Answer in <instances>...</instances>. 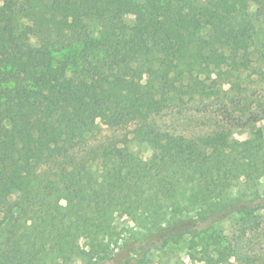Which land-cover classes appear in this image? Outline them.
Masks as SVG:
<instances>
[{
	"label": "trees",
	"instance_id": "16d2710c",
	"mask_svg": "<svg viewBox=\"0 0 264 264\" xmlns=\"http://www.w3.org/2000/svg\"><path fill=\"white\" fill-rule=\"evenodd\" d=\"M249 2L0 0V264H143L178 243L205 264L234 255L212 229L264 210L260 128L244 141L173 137L149 159L114 142L81 148L120 116L154 129L186 77L252 70ZM119 211L141 229L112 257Z\"/></svg>",
	"mask_w": 264,
	"mask_h": 264
},
{
	"label": "rangeland",
	"instance_id": "374dc122",
	"mask_svg": "<svg viewBox=\"0 0 264 264\" xmlns=\"http://www.w3.org/2000/svg\"><path fill=\"white\" fill-rule=\"evenodd\" d=\"M249 3V13L257 28L251 49L252 70L232 75L224 71L221 77L214 73L211 78L201 74L202 82L198 85H193L192 78L186 77L185 84L179 85L182 91L171 93L167 108L151 121L154 129L141 127L140 123L120 116L109 124H101L99 133L88 135L81 152L114 142L129 147L143 159H149L156 152L168 154L171 139L177 136L191 138L220 133L225 138L244 141L250 138L255 127L264 134V57L261 56L264 51V16L258 14L252 0ZM126 20L129 27L135 23L134 16H128ZM68 74L67 67L59 66L55 78L61 80ZM255 118L257 122L254 124ZM260 183V193L264 195V179ZM15 197L11 196L9 200L13 201ZM113 226L116 236L111 240L110 255L115 257L123 252L125 241L139 233L141 228L124 211L114 215ZM212 230L216 235L227 237L226 241L233 249L234 255L222 264H264V210L236 212ZM201 257L185 244L178 243L152 250L143 264H205Z\"/></svg>",
	"mask_w": 264,
	"mask_h": 264
}]
</instances>
